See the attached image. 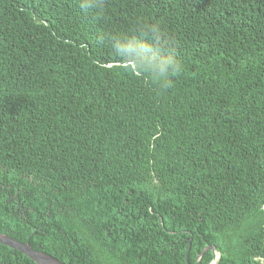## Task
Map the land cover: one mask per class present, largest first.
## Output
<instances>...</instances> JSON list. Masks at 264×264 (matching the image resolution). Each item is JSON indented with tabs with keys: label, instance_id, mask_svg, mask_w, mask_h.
I'll return each mask as SVG.
<instances>
[{
	"label": "trees",
	"instance_id": "obj_1",
	"mask_svg": "<svg viewBox=\"0 0 264 264\" xmlns=\"http://www.w3.org/2000/svg\"><path fill=\"white\" fill-rule=\"evenodd\" d=\"M0 234L264 264V0H0Z\"/></svg>",
	"mask_w": 264,
	"mask_h": 264
},
{
	"label": "water",
	"instance_id": "obj_2",
	"mask_svg": "<svg viewBox=\"0 0 264 264\" xmlns=\"http://www.w3.org/2000/svg\"><path fill=\"white\" fill-rule=\"evenodd\" d=\"M0 244L24 254L26 257L34 261L36 264H65L51 255L34 250L33 247L29 243L20 242L5 234H0ZM207 251H213L215 253L216 257L212 261V264H215L217 261L218 255L216 253L214 246H208L203 251V253L198 258V263L201 262L204 252H207ZM186 257L188 261V256Z\"/></svg>",
	"mask_w": 264,
	"mask_h": 264
}]
</instances>
